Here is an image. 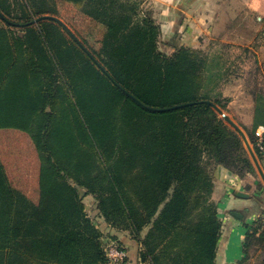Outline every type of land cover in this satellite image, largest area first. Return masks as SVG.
I'll return each instance as SVG.
<instances>
[{
    "label": "trees",
    "instance_id": "1",
    "mask_svg": "<svg viewBox=\"0 0 264 264\" xmlns=\"http://www.w3.org/2000/svg\"><path fill=\"white\" fill-rule=\"evenodd\" d=\"M142 2L83 1L81 12L105 28L99 61L60 20L36 21L57 14L55 0H0V129L27 132L39 159L34 201L0 158V264H107L103 237L128 249L123 234L141 244L148 264H218L224 230L214 172L244 178L256 168L210 103L224 108L210 84L223 68L186 47L162 53L161 27ZM92 68L110 73L117 100L105 85L100 97ZM256 129L247 133L261 158ZM88 195L109 231L89 213ZM263 215L245 224L239 263L264 243Z\"/></svg>",
    "mask_w": 264,
    "mask_h": 264
},
{
    "label": "crops",
    "instance_id": "2",
    "mask_svg": "<svg viewBox=\"0 0 264 264\" xmlns=\"http://www.w3.org/2000/svg\"><path fill=\"white\" fill-rule=\"evenodd\" d=\"M149 1L153 9H159L155 17L162 32L177 37L181 44L209 49L216 43V47L225 44L240 54L236 61L239 64L238 77L229 88L227 77L222 75L219 93L229 97L224 112L225 120L229 116L245 132L261 169L253 162L257 176L241 178L229 169L219 167L214 176L215 189L212 194V198L218 200L219 212L224 218V237L218 264H236L244 256L245 224H251L264 211V159L254 150L247 133L256 126L264 127V0ZM249 53L256 54L254 59L249 60ZM226 69L224 67L223 70ZM247 145L245 143L250 155ZM238 192L247 193L249 197L239 196ZM102 229L109 231L106 223ZM111 234L115 233L112 231ZM124 235L122 239L129 252L128 264H148L141 261V244L131 236Z\"/></svg>",
    "mask_w": 264,
    "mask_h": 264
},
{
    "label": "rangeland",
    "instance_id": "3",
    "mask_svg": "<svg viewBox=\"0 0 264 264\" xmlns=\"http://www.w3.org/2000/svg\"><path fill=\"white\" fill-rule=\"evenodd\" d=\"M55 1H56L58 12L57 14L53 16L57 17L64 24L66 29L70 33H72L75 37H77L78 40L81 43H83L84 46L99 61L101 59H105V56L103 54L102 47H101L105 28L102 25L97 24L96 22L92 21L88 16L84 15L81 12V5L84 0H55ZM142 6L144 9V12H146L145 10L150 9L153 11V13L155 12L154 16H157L159 13L158 8L156 9L152 8L153 6L150 5L149 0H143ZM262 39H264V35ZM216 45L217 43L214 45H211L210 46L211 49H209L208 47L196 48L189 44L184 45V44H181V42L178 40L177 37L167 35V32L165 31L162 32L161 30V34L159 36L158 47L160 51H162V53L166 55H173L181 47L182 48L186 47L192 50L193 49L198 50L201 56L204 54L208 55L209 57H211V60L213 61L211 63V66L214 69L219 70L221 68L224 69V67L227 68L225 71L224 70L222 71V75L224 77L229 78V79L226 78V82H229L230 84L229 88H231V86H233L234 84V79H236L239 74L238 73L239 64L236 61L238 60V55L240 56V54L233 47H226L225 44L222 45L221 47H216ZM208 49L212 51V53H210ZM262 50H264V48ZM255 55H256L255 53H249L248 54L249 60L254 59L253 56ZM80 69H81L80 70L81 72L86 73L84 69L82 68ZM104 72L102 71V73H98V72L96 73V71L92 68L90 72L91 76H90L89 81H91L92 84H95L96 86H98V88H100L101 90L100 97L104 91V88H105L104 85H105L106 88L109 89V92H111L110 96L114 98L115 100H117V97H119L118 90H114L115 87L111 84L112 82L111 79H110L111 82L108 81L110 78V77L108 78V75L110 73L108 74V72L105 69H104ZM187 80L189 82V78ZM218 80H219V77L218 79H215V77H213V81L212 80L210 81L211 86L214 83L217 86L216 91H219L220 89ZM217 81H218V85H217ZM196 82L205 84L206 80L203 78L202 81H196ZM262 85L264 89V82H262ZM120 87L123 90H126L124 87L122 86ZM200 90L202 89L198 88V91ZM228 98H229L228 96L223 97V95H221V100L224 103V108H222V110H224L223 112L225 113H226L225 110L227 107L226 101H228ZM182 99H183L182 97H177V98H173L172 100L174 102H178ZM140 100L142 103L144 102L143 104H145L146 106L149 105L148 107L153 106V108L154 107L157 108V107L162 106V105H159L158 103L150 102L146 100L145 98L140 99ZM126 104L128 106H135L130 100L127 101ZM117 107L118 105L113 104V109H116ZM226 117L229 123L228 125H230L232 128H237L238 130H241L242 133L246 135L245 132L233 120H231L229 116H226ZM254 135L257 138L256 131ZM256 143H257V139H256ZM0 158L5 165L6 172L9 176L11 183L15 187L23 190L32 200L37 201L39 197L38 196L39 195L38 194L39 159H38V153L36 151L35 145L30 135L27 132L17 129V128L0 129ZM218 168L219 167L216 168L214 174H216ZM212 199L215 203L218 202L217 199H214V198ZM85 202H86V206H87L89 213L91 214L92 217L94 218L97 217L96 219L99 222L98 225L99 227L102 228V225H104L105 222L101 218L98 219V216H97L98 210L95 207L96 202H94L93 196L88 195L87 197H85ZM218 213H219V217L222 223H224L223 221L224 218L221 212H219V207H218ZM236 264H264V243H262L261 241L256 242L255 245L249 248L246 261L242 263L236 262Z\"/></svg>",
    "mask_w": 264,
    "mask_h": 264
},
{
    "label": "built area",
    "instance_id": "4",
    "mask_svg": "<svg viewBox=\"0 0 264 264\" xmlns=\"http://www.w3.org/2000/svg\"><path fill=\"white\" fill-rule=\"evenodd\" d=\"M256 136V147L262 158L264 159V127H257ZM262 222L264 226V215ZM103 245L108 259L107 264H128V249L120 246L116 239L111 236L105 235L103 237Z\"/></svg>",
    "mask_w": 264,
    "mask_h": 264
},
{
    "label": "water",
    "instance_id": "5",
    "mask_svg": "<svg viewBox=\"0 0 264 264\" xmlns=\"http://www.w3.org/2000/svg\"><path fill=\"white\" fill-rule=\"evenodd\" d=\"M1 15V14H0ZM48 18H53V19H57V20H59L57 17H55V16H52V15H44V16H41V17H39V18H37L36 19V21H40V20H43V19H48ZM62 23V22H61ZM72 34V33H71ZM73 35V34H72ZM74 36V35H73ZM82 45V44H81ZM82 47L90 54V52L82 45ZM91 55V57L94 59V61L96 62V63H98L99 65H100V63L94 58V56L92 55V54H90ZM100 67H102L101 65H100ZM211 104H212V106L214 107V109L221 115V116H223L224 117V112H223V110H222V108H220L218 105H216L215 103H212V102H210ZM174 108H176V107H174ZM225 119V118H224ZM235 130H237L239 133H240V135L242 136V138H243V140L245 141V143H246V145L248 144V140H247V138H246V136L242 133V131L241 130H238L237 128H234ZM247 147H248V149H249V151H250V155H251V158H252V160H253V162L255 163V165L258 167V169H261L260 168V166H259V163H258V158H257V156H256V154H255V152L252 150V148L249 146V144L247 145ZM79 190H80V194L83 196V194H84V190L82 189V188H79ZM237 195H239V196H242V197H249V194H247V193H243V192H238L237 193Z\"/></svg>",
    "mask_w": 264,
    "mask_h": 264
}]
</instances>
